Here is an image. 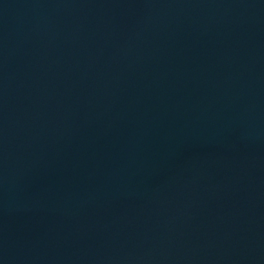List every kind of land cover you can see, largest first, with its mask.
Here are the masks:
<instances>
[{"label": "water", "instance_id": "95a60500", "mask_svg": "<svg viewBox=\"0 0 264 264\" xmlns=\"http://www.w3.org/2000/svg\"><path fill=\"white\" fill-rule=\"evenodd\" d=\"M0 264H264V0H0Z\"/></svg>", "mask_w": 264, "mask_h": 264}]
</instances>
